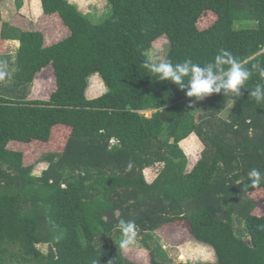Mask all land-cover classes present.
Instances as JSON below:
<instances>
[{
    "label": "trees",
    "instance_id": "trees-1",
    "mask_svg": "<svg viewBox=\"0 0 264 264\" xmlns=\"http://www.w3.org/2000/svg\"><path fill=\"white\" fill-rule=\"evenodd\" d=\"M28 1L35 17L43 8L36 21L24 0L10 20L0 11V43L19 42L11 94L0 90V264H147L121 249V219L136 223L149 264H264V184L246 187L252 168L264 176V102L250 96L264 83L253 68H264V0H107L99 20L69 0ZM220 49L253 74L241 95L199 106L142 67L204 66ZM92 75L107 90L89 98ZM194 133L207 148L189 170L181 142ZM159 230L211 246L216 261H174Z\"/></svg>",
    "mask_w": 264,
    "mask_h": 264
},
{
    "label": "rangeland",
    "instance_id": "rangeland-1",
    "mask_svg": "<svg viewBox=\"0 0 264 264\" xmlns=\"http://www.w3.org/2000/svg\"><path fill=\"white\" fill-rule=\"evenodd\" d=\"M70 2L76 4L78 8L83 11L84 13L90 14L93 19L99 20L105 17L111 10V7L107 0H69ZM42 5V4H41ZM0 11L2 13V17L4 20H10L13 14L15 13V0H5V2L0 7ZM23 13L28 19H32L36 21L42 14H39L37 17L34 16L30 3L28 0H24L23 7L19 10ZM244 26H252L253 22L246 21L243 23ZM49 24H47L46 32L49 33L51 29H49ZM52 27V26H51ZM18 42L3 40L0 43V61L6 62L7 67L5 71L8 75L5 77L4 80H0V90H8L11 94V89L13 88V70H15V57L18 50ZM150 57L155 56V51H150ZM14 64V65H13ZM13 65V66H12ZM13 69V70H12ZM31 89V88H30ZM29 89V90H30ZM106 86L98 75H92L89 78V85L86 90V94L89 98L97 97L104 92H106ZM206 97L202 100H198L197 106H199L200 101H204ZM206 101V100H205ZM232 104L228 105V108L223 111V118H227L229 111L231 110ZM152 110H148L145 112L146 116L152 115ZM198 117V114H197ZM113 145V142H111ZM181 147L183 148L184 152L188 157V169L191 170L197 160L202 157L203 151L207 148L206 144L201 140L197 133L190 135L185 141V143L181 142ZM50 166L49 161H42L35 167L34 174L36 176H41L44 171H46ZM161 166V165H160ZM157 165L151 166L147 168L146 176L149 180L154 179L158 175V168L160 167ZM229 184V182L227 181ZM260 211H264V208L261 207ZM235 229L238 235L242 238H246L249 240V236L247 235L246 230V216H242L239 212H235ZM161 232V233H159ZM187 235L189 232H185ZM173 234H170L167 231H158L157 234H154V237L159 239L164 246V249L167 251L168 256L176 262H211L216 260V254L214 249L206 244L200 243L193 238H188L182 241H176L173 237ZM143 235L138 234L137 237V244L135 247L130 249H123L124 253L135 260H140L146 262L147 264L150 263V251L144 247ZM121 238V237H120ZM40 249L44 252H47L49 249L48 244L40 243L38 245Z\"/></svg>",
    "mask_w": 264,
    "mask_h": 264
},
{
    "label": "clouds",
    "instance_id": "clouds-1",
    "mask_svg": "<svg viewBox=\"0 0 264 264\" xmlns=\"http://www.w3.org/2000/svg\"><path fill=\"white\" fill-rule=\"evenodd\" d=\"M6 62L0 61V80H4L8 73L5 71ZM148 72L158 78V81H169L179 86L181 90H186L187 97H194L195 100H202L212 94L229 93L241 95V89L252 76V70L244 66L242 62L227 49H220L214 60L201 66L191 59L183 62L173 63L171 60H146L143 65ZM258 69L262 79H264V68L253 65ZM187 78V79H186ZM250 96L257 103L264 102V83H258ZM131 166V165H130ZM249 183L246 187L258 188L264 184V176L261 172L252 168L247 173ZM121 233V249H130L137 244L138 227L132 220L121 219L118 224ZM264 228V225L260 226Z\"/></svg>",
    "mask_w": 264,
    "mask_h": 264
},
{
    "label": "water",
    "instance_id": "water-1",
    "mask_svg": "<svg viewBox=\"0 0 264 264\" xmlns=\"http://www.w3.org/2000/svg\"><path fill=\"white\" fill-rule=\"evenodd\" d=\"M162 115H163V117L166 116V111L165 110H163Z\"/></svg>",
    "mask_w": 264,
    "mask_h": 264
},
{
    "label": "crops",
    "instance_id": "crops-1",
    "mask_svg": "<svg viewBox=\"0 0 264 264\" xmlns=\"http://www.w3.org/2000/svg\"><path fill=\"white\" fill-rule=\"evenodd\" d=\"M8 41H16V42H18L17 40H8ZM18 44H19V42H18ZM215 254V253H214ZM216 261V260H215ZM215 261H211V262H215ZM209 262V261H208Z\"/></svg>",
    "mask_w": 264,
    "mask_h": 264
},
{
    "label": "built area",
    "instance_id": "built-area-1",
    "mask_svg": "<svg viewBox=\"0 0 264 264\" xmlns=\"http://www.w3.org/2000/svg\"><path fill=\"white\" fill-rule=\"evenodd\" d=\"M112 141H114V140H112Z\"/></svg>",
    "mask_w": 264,
    "mask_h": 264
}]
</instances>
